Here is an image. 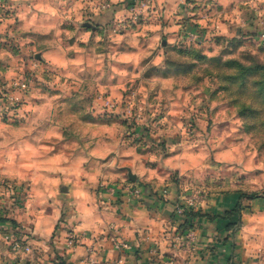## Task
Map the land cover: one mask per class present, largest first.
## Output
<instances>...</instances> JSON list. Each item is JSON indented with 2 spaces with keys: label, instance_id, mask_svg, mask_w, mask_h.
I'll list each match as a JSON object with an SVG mask.
<instances>
[{
  "label": "crops",
  "instance_id": "1",
  "mask_svg": "<svg viewBox=\"0 0 264 264\" xmlns=\"http://www.w3.org/2000/svg\"><path fill=\"white\" fill-rule=\"evenodd\" d=\"M137 1L7 0L0 42L12 36L27 62L18 67L20 55L1 49V73L11 80L35 66L30 58L41 59L39 83L25 96L30 114L0 119V186L29 185L26 208L10 216L20 227L33 224L37 239L32 252L17 254L1 237L0 264H264V247L227 229L236 220L225 219L235 193L197 202L196 211L210 217L197 220L194 239L185 244L183 221L174 213L190 197L184 178L203 174L206 154L175 136L180 120L169 116L162 132L127 131L128 122L139 119L129 118L135 104L123 100L124 92L143 63L162 65L163 42L174 43L192 13L187 0H149L147 21L119 31ZM229 10L227 33L236 27ZM89 18L95 30L82 27ZM168 103L172 111L181 105L174 98ZM247 205L260 209L264 201ZM251 211L243 212L244 229L264 218ZM71 233L78 238L74 247Z\"/></svg>",
  "mask_w": 264,
  "mask_h": 264
},
{
  "label": "rangeland",
  "instance_id": "2",
  "mask_svg": "<svg viewBox=\"0 0 264 264\" xmlns=\"http://www.w3.org/2000/svg\"><path fill=\"white\" fill-rule=\"evenodd\" d=\"M6 2L0 0V19L9 17L10 11L3 9ZM133 5L130 17L118 24L119 31L147 21L150 1L138 0ZM109 7L101 2V8ZM186 7L192 13L185 19L183 32L174 43L163 42L162 65L143 63L124 92L123 100L135 104L129 118L139 119L138 123L128 122L127 131L138 127L162 132L169 126V116L180 120L174 126L175 136L183 145L196 142L206 154L203 174L184 178L190 193L186 201L198 194L197 202L211 193H235L234 208L240 204L241 214L236 218L238 229L232 234L243 236V240L252 239L256 249L263 248L264 218L253 219L244 229L243 212L251 209L252 216L257 211L264 212V206L260 209L255 206L253 210L247 205L264 201V0H187ZM230 7L236 27L227 33L228 22L232 21L226 19ZM92 21L87 19L82 27L95 30ZM215 22H221L222 29L211 31ZM87 23L93 27L86 26ZM3 39L0 52L20 55L18 67L27 62L21 56L22 44L12 42L14 38L9 34L3 35ZM37 56L30 58L35 66L27 65L29 69L11 80L0 71L1 120L12 121L30 114L24 108L25 96L39 83L36 65L41 56ZM172 98L181 101L174 111L168 103ZM199 120L203 122L201 125L197 123ZM30 191L28 184L17 181H4L0 186V216L8 220L0 222V238L17 254L32 252L37 239L33 224L20 227L10 216L14 210L26 208ZM189 232L194 234V229L184 234L187 236ZM14 241L31 250L13 251Z\"/></svg>",
  "mask_w": 264,
  "mask_h": 264
},
{
  "label": "trees",
  "instance_id": "3",
  "mask_svg": "<svg viewBox=\"0 0 264 264\" xmlns=\"http://www.w3.org/2000/svg\"><path fill=\"white\" fill-rule=\"evenodd\" d=\"M257 197L253 198V199H256ZM240 204L234 208L233 210L231 211H227L225 213V219H228V220H231L233 216H236L239 217V215L241 214V211H240ZM174 216H176L174 214ZM203 217H210V215L208 214H203L201 211H196V210H193V209H188L186 208L185 212H184V221L183 223L181 224L180 226V230L181 232L184 234L190 230H193L195 229L196 227V224H197V220L203 218ZM2 221H8L7 219L5 218H2L0 216V222ZM238 222H236V220L234 222H229V224L227 225V229L233 233L235 232L237 229H238Z\"/></svg>",
  "mask_w": 264,
  "mask_h": 264
},
{
  "label": "built area",
  "instance_id": "4",
  "mask_svg": "<svg viewBox=\"0 0 264 264\" xmlns=\"http://www.w3.org/2000/svg\"><path fill=\"white\" fill-rule=\"evenodd\" d=\"M136 19H138V16L135 17ZM200 194H198V196H196L195 198H192V199H189L186 201V204H178L176 206V215L179 217V218H183L184 216V212L186 210V208L188 209H195L196 208V205H197V201L199 199V196ZM193 232H189L186 236V240H185V244L188 245V244H191L192 240H193ZM68 242H69V245L71 247H74L77 242H78V238L76 236L75 233H71L69 234L68 236ZM25 250L27 252H29L31 250V248L29 246H26L24 247V245L22 243H20L19 241H14V244H13V251L15 252H19L21 250ZM89 264H93L92 261H88Z\"/></svg>",
  "mask_w": 264,
  "mask_h": 264
},
{
  "label": "water",
  "instance_id": "5",
  "mask_svg": "<svg viewBox=\"0 0 264 264\" xmlns=\"http://www.w3.org/2000/svg\"><path fill=\"white\" fill-rule=\"evenodd\" d=\"M86 26H88V27H93L92 24H90V23H87ZM37 58H40V56L38 55ZM127 171H128V176H129L130 180L133 181V182H136V181H137V178H136V176L132 173V171H131L130 169H127Z\"/></svg>",
  "mask_w": 264,
  "mask_h": 264
}]
</instances>
